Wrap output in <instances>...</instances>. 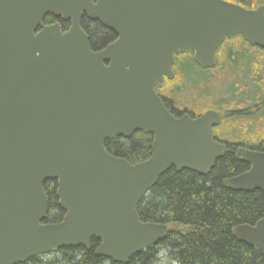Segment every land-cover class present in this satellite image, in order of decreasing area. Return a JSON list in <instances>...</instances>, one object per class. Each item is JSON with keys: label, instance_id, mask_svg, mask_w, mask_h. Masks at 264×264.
<instances>
[{"label": "water", "instance_id": "water-1", "mask_svg": "<svg viewBox=\"0 0 264 264\" xmlns=\"http://www.w3.org/2000/svg\"><path fill=\"white\" fill-rule=\"evenodd\" d=\"M86 16L116 36L91 50ZM47 16L69 24L44 25ZM264 49V4L228 0H0V264H22L62 247L89 249L125 264L167 235L137 206L170 168L207 175L226 152L213 138L214 110L174 117L155 86L174 76V55L190 50L202 69L227 39ZM152 136L151 155L134 164L106 140ZM249 165L225 179L235 191L264 192V152L238 148ZM55 183L63 216L45 223L43 185ZM264 258V217L232 228Z\"/></svg>", "mask_w": 264, "mask_h": 264}, {"label": "trees", "instance_id": "trees-1", "mask_svg": "<svg viewBox=\"0 0 264 264\" xmlns=\"http://www.w3.org/2000/svg\"><path fill=\"white\" fill-rule=\"evenodd\" d=\"M228 1L250 9L264 4V0ZM59 24L64 30L69 26L64 22ZM81 27L92 49L104 48L114 37L112 31L86 17L81 19ZM235 38L240 39L245 51L253 49L255 54L251 58L254 68L249 78L240 80L238 77L229 87V80L234 76L229 71L213 84L216 86L213 95L229 113L228 120L233 121L226 127L227 120H224L214 133L216 139L220 138L227 145V150L205 176L189 170L176 171L172 167L158 178L136 210L141 221L166 225L167 235L156 245L133 255L125 264H156L161 251H165L174 264H264L258 248L236 240L231 234L233 227L254 225L264 217V192L235 191L223 185L225 179L240 174L247 167L235 158L234 147L251 145L264 151V49L245 43L241 36L231 39ZM175 59L178 68L174 78L157 84L155 90L161 92L164 106L174 117H179L181 111L194 116L193 106L212 95L210 87L206 86V77L204 81L197 79L199 67L190 50L179 52ZM162 88L164 91H159ZM151 144L152 136L142 132H135L127 139L116 137L104 142L110 154L131 164L149 158ZM53 183L47 181L44 185L48 206L45 223L49 224L59 222L63 216ZM99 244L92 238L89 249L62 247L55 253L31 258L22 264H122L95 255Z\"/></svg>", "mask_w": 264, "mask_h": 264}, {"label": "rangeland", "instance_id": "rangeland-1", "mask_svg": "<svg viewBox=\"0 0 264 264\" xmlns=\"http://www.w3.org/2000/svg\"><path fill=\"white\" fill-rule=\"evenodd\" d=\"M227 41V40H226ZM229 42H225L224 45L220 48L218 54H217V66L214 69L209 70L208 72H205L203 69H197V79H200L204 81L203 78L206 79L207 85L210 88H208V90L211 92L212 95L206 97L205 100H202L201 102L197 103V106H193V109L195 110L193 113L196 112H203L208 108H216L220 111V114L223 117V121H226V127L229 125V121L228 120V116L229 113L225 112L221 107V105L219 104V102L217 101L216 95L214 94V89L216 90V86H214L213 84L217 83L218 80L221 79V77L225 74V76L227 75V72L231 71L232 74L234 76H232L231 80H229V82L231 83L229 87H231L235 81L237 80V78H241L240 80H242V78L245 80L247 78H249L252 74V70L254 67L251 66V58H253V54H255V50L253 51V49H249L247 51L244 50V46L241 43L239 38H235V39H230L228 40ZM228 46V47H227ZM227 47V48H226ZM230 47V50L228 51V48ZM226 48V49H225ZM232 52L235 55L233 56V61L231 60V58L228 56V53ZM242 52H246L248 53V61L249 63H243V59L245 56H243V54H241ZM238 56V58H237ZM243 56V57H242ZM229 57V58H228ZM241 64V66H244V69L241 68L238 69L237 68V63L236 61ZM234 64V65H233ZM240 66V67H241ZM178 68L177 64L175 65V72L176 69ZM252 68V69H251ZM224 69V70H223ZM233 69V71L231 70ZM229 75V74H228ZM230 77V76H229ZM177 81V80H175ZM232 81V82H231ZM227 82V83H229ZM174 83V82H173ZM206 86H201L203 89ZM161 91H164V88L161 89ZM193 92V91H192ZM186 94V93H185ZM204 109V110H203ZM227 118V119H226ZM244 118L240 119L243 121ZM235 120V119H233ZM233 122V121H232ZM226 128H224L225 130ZM156 264H174V262L172 260H170L166 254L165 251H161L159 254V260L157 261Z\"/></svg>", "mask_w": 264, "mask_h": 264}, {"label": "flooded vegetation", "instance_id": "flooded-vegetation-1", "mask_svg": "<svg viewBox=\"0 0 264 264\" xmlns=\"http://www.w3.org/2000/svg\"><path fill=\"white\" fill-rule=\"evenodd\" d=\"M83 17H86L85 15L83 16ZM87 18V17H86ZM89 19V18H88ZM59 23V22H61L58 18H55V17H53V16H47L46 18H45V20L43 21V24L44 25H49V24H53V23ZM68 23V22H67ZM62 29V31H64V29L63 28H61ZM115 38H116V36L114 35V37L112 38V41H114L115 40ZM243 39V38H242ZM111 41V42H112ZM226 42V40L220 45V47L217 49V51H216V54H215V64H214V66L213 67H211L210 69H203L205 72H208L209 70H211V69H214V68H216V66H217V54H218V52H219V50H220V48L224 45V43ZM245 43H247V42H245ZM249 44V43H248ZM250 45V44H249ZM91 47V46H90ZM253 47H256V46H253ZM259 48V47H258ZM102 48H99V49H92L91 48V50H93V51H99V50H101ZM260 49H263V48H260ZM241 54H243V56H245L244 57V59H243V63L245 62V63H249V59L247 58L248 57V53H246V52H242ZM193 55V54H192ZM235 54L234 53H232V52H229L228 53V56L231 58V60L233 61V56H234ZM242 56V57H243ZM237 58H238V56H237ZM175 58H174V64H173V67H172V71H173V74H174V76H175V71H174V65H175ZM236 61V63H237V68L238 69H240L241 70V68L242 69H244V66H241V64H239L238 62H237V60H235ZM244 63V64H245ZM234 65V64H233ZM241 66V67H240ZM199 67V66H198ZM200 68V67H199ZM200 69H202V68H200ZM174 78V77H173ZM172 78V79H173ZM171 79V80H172ZM164 82V81H163ZM162 82V83H163ZM157 86V85H156ZM156 86H155V89H156ZM156 91V90H155ZM159 91H161V90H159ZM156 93L158 94L159 92H157L156 91ZM159 96H160V98H161V100H162V97H161V92L158 94ZM163 101V100H162ZM207 110H214V111H216L217 113H218V115L220 116V118H221V123L219 124V125H217V126H214L213 128H212V135H213V138L215 139V140H217L219 143H222V144H224L225 145V149L227 150V145L225 144V143H223V142H221L222 140L220 139V138H218L217 136V139L215 138V131H216V129L223 123V117H222V115L220 114V111L218 110V109H216V108H208V109H206L205 111H207ZM205 111H203V112H197V113H195V114H193L194 116H190L187 112H183V111H181L180 113H178L179 115V117L180 116H182V115H184V114H187V115H189L190 117H192V118H195V117H198L199 115H201L202 113H204ZM238 148H245V149H248V150H252V151H257V152H264L263 150H260V149H258L257 147H255V146H251V145H249V146H236V147H234V149H233V153H234V156H235V153H236V150L238 149ZM236 158V157H235ZM249 169V165L247 164V167H246V170L245 171H243V172H241V173H244V172H246L247 170ZM240 173V174H241ZM47 182V181H46ZM44 185H45V183H44ZM44 185H43V188H44ZM53 185H54V183H53Z\"/></svg>", "mask_w": 264, "mask_h": 264}]
</instances>
